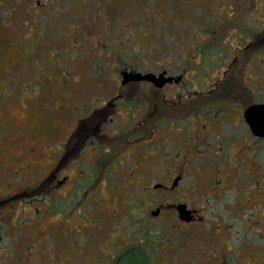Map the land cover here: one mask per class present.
<instances>
[{
	"label": "rangeland",
	"instance_id": "obj_1",
	"mask_svg": "<svg viewBox=\"0 0 264 264\" xmlns=\"http://www.w3.org/2000/svg\"><path fill=\"white\" fill-rule=\"evenodd\" d=\"M253 1L0 0V264H110L151 230L161 264H264V146L247 138L240 111L228 110L217 134L205 112L214 95L229 108L264 102V32L247 44L246 66L228 72L230 85L198 96L158 95L122 84L121 73L176 68L170 54L201 40L191 38L195 22L223 18L228 35L241 20L264 29V0ZM159 21L168 36L154 54L106 53L114 37L146 47ZM177 176L164 197L158 185ZM180 202L191 222L179 219Z\"/></svg>",
	"mask_w": 264,
	"mask_h": 264
},
{
	"label": "flooded vegetation",
	"instance_id": "obj_2",
	"mask_svg": "<svg viewBox=\"0 0 264 264\" xmlns=\"http://www.w3.org/2000/svg\"><path fill=\"white\" fill-rule=\"evenodd\" d=\"M228 2L233 1H239L238 4H241L242 1L246 0H226ZM253 1V0H250ZM254 2V1H253ZM224 22H226L225 19L220 18L218 20L215 19H208L206 20L202 26L199 25L198 23H193L192 28L194 29L193 32L191 33V38L193 41L196 40V37L198 36L201 38V40H197V43L192 44L190 46V50L185 49V45L181 44L180 51H177L176 54H170L169 60L166 61L167 65H170L173 61V59H177L175 62L176 68L172 66H164V64L160 65V68H150L147 69L146 71H143L142 73H155L157 75L164 73L166 78H171V80L167 81L161 88L156 87L154 83L150 81H134L135 84H141L143 87L147 88H153L152 90H158L159 94L165 95V91L167 90H182L187 92V96H190V94H193L195 92L198 96L201 92V90H206V91H213L215 88L219 86V88L226 87L230 85V83H227L228 80V74L230 73V70L232 69V66L237 63V66H239V72L246 66L247 64V59H246V54L247 53V44L252 43V42H258L261 43L260 41L263 37V23L257 21L259 24H254V23H247V20H241L237 22V26L240 27L238 30L234 29L232 32L235 33L234 35H228L226 34L223 30L222 27L225 25ZM159 24L156 25L155 27H148L150 29V35L149 38L144 37L146 40L145 42L148 43L146 47H141L140 44H133L132 42L130 43L127 41V44L130 43L129 47H126L121 43V40H118V38L114 37V41L117 44V47L112 51H106L107 54H123L126 52V50H130L131 46L132 47H138L146 50V54H154V51L157 50L158 44H164V39L165 37L168 36L167 30L164 29L163 25L160 21L158 22ZM175 26L177 27L176 29V34L178 36H182V29L180 28V22L176 21ZM125 25V24H124ZM154 27V30H157V33H154V30L152 28ZM194 31L197 34H194ZM237 32V33H236ZM119 32H117L118 34ZM156 35V36H155ZM150 38H153L151 40ZM207 38H211V40L208 42V44L205 43V40ZM233 39L236 40V43L234 44L232 41L230 43H233L231 45L230 43L228 44V39ZM205 39V40H204ZM134 41H137V37H134ZM139 43V42H138ZM111 46V44H110ZM161 46V45H160ZM172 47V46H170ZM167 48V46H166ZM176 49H178L176 47ZM125 50V51H124ZM263 48L258 47V49L253 52L255 58L257 57L256 54H262ZM233 55V59L229 58L230 55ZM181 59V61H180ZM181 62H183V65L185 64H190L191 67L183 68L180 70V65ZM126 68L122 69V72ZM192 69L190 72L189 70ZM137 71V68H131L130 71ZM199 70L204 74L202 78L198 76L200 73ZM121 72V73H122ZM213 72H216V76H213ZM229 72V73H228ZM188 75L191 76V78H188ZM208 77V80H207ZM207 80L205 82H202V80ZM209 80H214V82H210ZM131 82L127 83L130 84ZM201 84L207 86H201ZM177 88V89H176ZM241 91V90H240ZM227 103H229V100L226 95L224 96H219V95H214L213 99H210V110H205L209 114V112H212L213 115H210L211 117L209 118L213 120L212 126L209 128L210 134L214 133L217 134V128L219 127L221 121L225 122V115L228 112V110H237L240 111L241 113V121H243L246 125V134L247 138L252 137L257 141L258 148H261L264 146V135H258L255 133L252 129V126L249 124L245 117V112L250 108L255 105L261 104V103H256L251 106H247L245 104H233L231 108L227 107ZM264 103V102H263ZM227 107V109H226ZM221 117V118H220ZM207 123V122H206ZM232 127L237 128V125H232ZM234 129V128H233ZM216 142L214 143V146L216 149H218L217 155L222 152L221 150L223 149V143H222V138L219 136H215ZM242 135L240 136L238 133L233 134V137H231V141L234 140V143H242ZM241 140V141H240ZM246 140V138H245ZM230 141V140H229ZM194 144L190 143L189 147H187V153L192 152V147ZM220 151V152H219ZM227 152V151H226ZM222 154V153H221ZM227 154V153H226ZM216 156V155H215ZM234 160H238L241 162L243 160L242 157H240L237 154H234ZM220 159L221 158H216ZM225 162V167L228 163L227 159L224 160ZM243 163V162H242ZM256 164L257 162H253ZM252 166L254 165H247L246 166V171L249 173L252 172ZM178 177V176H177ZM171 180H167L166 183L158 185L160 186L161 189H163V195L170 194L171 192H174L177 188L178 185L173 186L174 181L172 183ZM180 182V181H179ZM178 182V184H179ZM176 208V206H175ZM177 211V210H176ZM161 213V212H160ZM159 216V215H158ZM195 218V217H194Z\"/></svg>",
	"mask_w": 264,
	"mask_h": 264
},
{
	"label": "water",
	"instance_id": "obj_3",
	"mask_svg": "<svg viewBox=\"0 0 264 264\" xmlns=\"http://www.w3.org/2000/svg\"><path fill=\"white\" fill-rule=\"evenodd\" d=\"M122 84H127L134 81H150L155 84L156 87L161 88L168 80L171 78H166L164 73L159 75L155 73H142L137 71H123L122 72ZM245 117L252 129L258 135H264V103L250 107L245 112ZM181 180V176H178L174 180L173 186L178 185ZM177 214L180 220L185 222H191L193 220L194 214L193 210L188 208L187 203L180 202L176 205ZM161 212V208L157 207L152 211V216H158Z\"/></svg>",
	"mask_w": 264,
	"mask_h": 264
},
{
	"label": "trees",
	"instance_id": "obj_4",
	"mask_svg": "<svg viewBox=\"0 0 264 264\" xmlns=\"http://www.w3.org/2000/svg\"><path fill=\"white\" fill-rule=\"evenodd\" d=\"M156 237L153 230L135 234L128 244L115 251L110 264H161Z\"/></svg>",
	"mask_w": 264,
	"mask_h": 264
}]
</instances>
